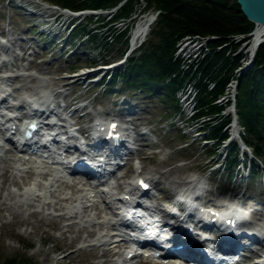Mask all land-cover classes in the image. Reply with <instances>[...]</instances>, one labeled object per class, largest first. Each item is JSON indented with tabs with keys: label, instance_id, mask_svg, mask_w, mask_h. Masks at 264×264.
<instances>
[{
	"label": "rangeland",
	"instance_id": "obj_1",
	"mask_svg": "<svg viewBox=\"0 0 264 264\" xmlns=\"http://www.w3.org/2000/svg\"><path fill=\"white\" fill-rule=\"evenodd\" d=\"M19 3H26V9L18 6ZM52 3H54L53 0H0V35L8 36L11 42H14L8 44L9 53L14 56L10 57V64L16 63L17 66H24L27 74L40 77L30 82L28 80L30 78L20 77V82L16 80L13 85L19 86L22 82L31 86L44 83V89L50 98H53L55 104L58 100L62 104L70 103L74 99L84 100L74 105L73 108L76 110L73 111L71 117L73 120L77 118L84 129H88L95 115L126 119L131 134L137 140L134 145L138 146V149L134 152L133 160L117 172V175L125 176L120 178L122 184L116 192L125 189L126 182L132 181L135 173L149 176L161 189L154 188L156 191L154 193L157 195L154 199L157 207L167 210L171 206L170 203H175L177 200L174 194L182 193L188 187L194 188L198 180H203V187L207 189V192H203L205 202L219 205L223 201H236L247 207L250 214L254 216L264 214V164L257 161L256 164L260 166L261 171L253 173L250 166L252 158L244 153L240 156L241 160H245L244 168L239 163L234 166L230 165L232 166L230 171L225 169V148L228 141L225 144H219V139L214 138L213 129L208 124L212 120L215 121L217 116L221 117V111L208 115L199 114L200 118L194 114L196 111L199 113L201 111L199 108L201 91L206 96L205 101L212 100L210 105L216 106L217 109L221 108L219 104L216 105L220 102L221 95L214 100L209 94L206 95L204 88L212 93L215 90L214 83L205 79L204 73L200 71L206 60L211 62L215 53L208 58H202L205 55H200L192 68L185 73L182 71V60H175V52L180 40L177 41L174 60L180 65L175 75L183 80V84L187 82L190 85L195 84L192 94L194 108L190 109V115L193 116L186 120L187 116L183 114L179 105L181 101L179 91L184 88L183 84V87L179 86L174 95L170 97L159 88L155 90L150 88L151 90L146 92V88L138 83L127 85L122 78L107 82V77L111 72L103 75V70H99V66L118 63L124 56H120V50H118V47H124L122 42L113 41V43L105 44V38L107 39L106 36L111 32V25L122 28V30L125 28L123 23L111 22L112 14L93 17L89 15L83 19L82 17L73 18L75 19L73 24L81 21L82 25L94 31L96 35L94 41L85 40V37H82L83 33L77 30L69 36L73 24L69 23L72 17L67 16L59 17L54 21L58 27L55 38L37 33V28L32 23H39L47 13L52 12L53 16L59 13L55 9H49V7H56ZM148 14L156 16L157 19L158 12L145 13V15ZM142 16L137 22L144 18ZM154 22L144 41L151 36L150 32ZM134 27L135 25L129 30L130 35ZM255 28H257L256 25ZM248 35L249 33L225 37L222 44H217L220 41L218 36H202L210 38L209 45L216 52L223 53L225 50L227 52L233 48L232 46H237L233 55L239 54L243 58L249 46V44L245 45ZM234 36H240L241 40L234 42ZM233 55L230 57L231 61L234 60ZM244 58L242 62L241 59L239 60L240 64L237 69L234 68L235 70L229 73L225 70L228 81L222 95L225 94L230 80L236 78L240 67L247 62ZM197 64L199 66L201 64L199 72H193L192 76L190 72ZM185 66L184 68L188 69V64ZM89 71L90 74H83L81 78L72 76V74ZM211 71L213 74L217 71V67ZM101 76L103 78L100 82H90ZM21 89L19 88L15 94L19 95ZM84 103L88 104L87 107L79 108ZM59 108V110L62 109L61 106ZM128 109H136L139 113L129 112ZM84 111L88 113L82 115ZM195 117L198 118L196 121ZM188 130L192 131L184 134ZM142 131H146L145 135L139 134ZM231 131L229 129V132ZM241 131L243 133L244 128ZM205 141L208 143L206 144ZM6 145L11 147V144ZM15 158L14 152H6L3 158H0V262L17 256L31 258L37 264H121L118 262L120 256H104L106 246H98L97 238H89L87 230L82 224H78L80 219L70 217L64 208L71 204V200L69 204L60 201L57 206L49 208L43 202L27 199L24 195L25 187L32 182L34 174L30 165H25L24 171L15 169ZM135 160L139 161L140 167H134L135 162L133 161ZM234 176L237 178H233ZM38 180L45 181L42 177ZM72 180L84 181L85 178L75 176ZM189 180L193 183L188 182ZM80 188L83 187H71L58 182L53 191H57L58 195L71 197L78 196ZM59 198L60 196L54 197L48 201L54 204L59 201ZM99 206L104 212L105 206L101 204ZM99 211L101 209L94 213ZM259 222L263 223L262 220ZM107 230L108 228H105L104 232ZM96 232H99L98 228ZM123 263L125 264V261ZM134 264L153 263L150 260L139 258Z\"/></svg>",
	"mask_w": 264,
	"mask_h": 264
},
{
	"label": "trees",
	"instance_id": "obj_2",
	"mask_svg": "<svg viewBox=\"0 0 264 264\" xmlns=\"http://www.w3.org/2000/svg\"><path fill=\"white\" fill-rule=\"evenodd\" d=\"M54 5L71 11L80 10H110L122 5L111 17V21L123 23L125 28L110 27V34L105 38V44L113 41L122 42L118 47L120 56L124 55L129 42V30L132 29L140 16L147 12H158L157 19L153 24L149 38L131 55L125 67L118 68V73L113 74L111 81L122 78L127 85L139 84L146 88V92L152 88H159L166 96H173L176 89L182 86L183 80L179 76L169 78L179 70V62L174 60V51L177 41L188 35L202 34L220 37L217 44H222L225 37L236 34L250 33L255 24L241 14L237 0H53ZM88 35L90 40H95L93 30L84 25L75 26L74 31ZM215 45V44H214ZM236 51L237 46H232ZM228 48V47H227ZM226 52V50H225ZM225 52H216L211 62L206 60L203 65V73L208 80L216 82L214 91L209 93L204 88L206 95L216 99L222 92L228 81L227 73L238 67L241 55L225 57ZM222 58V59H221ZM221 60V61H220ZM209 62V63H208ZM220 63V65H219ZM219 66V67H218ZM230 66V68H228ZM217 71L212 74V69ZM225 73V74H224ZM224 75V76H223ZM226 75V76H225ZM151 90V89H150ZM149 92V91H148ZM199 97L201 115H208L221 111L216 106L210 105L211 101H205L206 96ZM237 113L239 123L244 132L242 141L251 149L253 158L250 166L253 173L261 171L257 161L264 164V43L261 44L254 57V66L239 81L237 97ZM198 114V116H200ZM215 121L208 124L213 129L214 138L219 139V144L227 137L223 132L229 118L217 116ZM216 122V123H215ZM222 134V135H221ZM219 135H221L219 137ZM236 145L231 144L226 153V166L230 171V165L237 162L239 156L233 153ZM0 264H37L31 258H19L17 256L7 259Z\"/></svg>",
	"mask_w": 264,
	"mask_h": 264
},
{
	"label": "bare ground",
	"instance_id": "obj_3",
	"mask_svg": "<svg viewBox=\"0 0 264 264\" xmlns=\"http://www.w3.org/2000/svg\"><path fill=\"white\" fill-rule=\"evenodd\" d=\"M88 11H89V13L87 12L84 15H90V13L92 11H96V14L98 15V11L97 10H88ZM59 13L63 14V15H66L68 17H72V14H69V12L67 10H60ZM151 19H152V16H150L148 14V15H145V17L142 18L139 22H137L138 20L136 21L137 23H136V25H135V27H134V29L132 31V36H131V44L133 46L139 44V41L141 39H143L144 37H146V35L148 34L149 28L151 26ZM252 34H255V36H254L253 42H252V44L250 46V50L251 51L255 48L257 42H259L264 37V29L260 27L258 30L255 31V33H252ZM82 35H85V33H83ZM233 38H234L233 39L234 42H239L241 40L240 36H234ZM245 42H246L245 45H248V41H245ZM10 43L13 44L14 42H10L8 39H6L5 40V44H6L5 47H7L8 44H10ZM209 43H210L209 39H194V38H191V36H185L179 41V43L177 45V50L175 52V59H181L182 60V63H183L182 71L183 72L186 73L187 71H189L192 68V66L194 65V63L196 62V60L199 59L200 55H202V54L205 55L202 58H208V57H211V54L213 55V52H215V51L209 45ZM220 47L223 48L222 46H220ZM5 52H6V55L4 54L5 60H7V59L10 60L11 56H12V58L14 57L12 53H9V47L7 48V50ZM227 52H228L227 55H231L232 56L234 54L231 51V49L229 51H227ZM133 53L134 52H131V53L127 54L126 58H124L126 60V62L121 65L122 67H125L129 57L131 55L135 54V53L134 54ZM237 55L238 54L233 55V57H235ZM244 57H243L244 60L246 59V61H247L248 58H249L248 48L246 50V54H245ZM242 59H241V62H242ZM185 64H188V66H189L188 69H185L186 68ZM10 65H11V67L9 66V64H4V63H2L0 65V75L5 76V72L14 73V76H10V77H8V78H6L4 80H0V83H5V85L7 87H14L16 90H19V88H24V87L27 88V87H29V85L26 82H22L19 86H14L13 84L15 83L16 80L19 81L20 77H26L27 79L30 78V79H28L29 82L32 81V80H35L37 78H40V77L35 76L33 74H27L26 73L27 71H24V66H19L16 69H13V68H15V66H17V64L13 63V64H10ZM200 66H201V64H200ZM200 66H199V64H197L194 67V69L190 72L192 74V76H193V72H196V71L199 72ZM118 67H119V65L112 66V67H110L107 70H109L108 72H112V71L115 72V69L117 71ZM200 71L203 72V70H200ZM239 72H240V69L238 70V74H236L237 75L236 77L239 76ZM82 75L83 74H79L76 77L77 78H81ZM185 75H183V76H185ZM41 82H42V80H41ZM6 83H8V84H6ZM236 84H237V78H232L230 80V82H229V85H228L226 91H225V94L223 96L219 97V99H220V102L218 103L219 105H222V104L224 105V104H226L228 102L229 97L231 95H233L234 88H235ZM44 85H45L44 83H40L39 85H36L34 88H31L30 90L36 91V93L38 91H41V93H42L41 99L44 100V102L47 103V102H50L51 100L47 97L48 94H46V91L44 89ZM194 85H190L187 82L184 85V88L181 89V91L179 92V95L181 96L180 99L182 101L181 110H182L183 114H186V116L190 115V111L194 108V105H192V101H193L192 94H193V91H194ZM214 86H215V84H213V88H214ZM5 90H7V89H4V91ZM44 92H45V94H44ZM1 94H3V93H0L1 98H3L4 95H1ZM36 96L38 98L40 97L39 94L36 95ZM2 103L4 104L5 101L2 100ZM128 110L132 111V113L133 112H138L139 113V111L136 110V109H128ZM229 111L232 112L231 109H229ZM185 118H187V117H185ZM101 119L102 120H99V122H98L99 124L103 121V118H101ZM116 120L121 125V128L120 129L118 128L117 132L122 133V135H124L126 133L125 136L128 137L130 140L127 139V138L125 139L122 136H120L119 138H124L129 144L130 143L134 144V142H131V141L135 140V139H132L133 135H132V138H131L130 134L127 133V130H129V127L127 126V121L125 119H120V118H118ZM231 129H232L233 133H237L239 131V126L237 125V122H235V123L233 122V125H232ZM95 131L97 132L96 134H98V135H101L103 133V132H99L96 129H95ZM141 133L145 134L146 131H142ZM135 141H137V140H135ZM205 142H206V144L208 143L207 141H205ZM35 147H38V146H35ZM243 148H244L245 151H247L249 149V147H247V145L244 142H243ZM2 149H3V147L0 146V152L2 151ZM131 152H132V146L131 145H130V147L128 149L122 150L120 152H114L115 153L114 159H116L115 160V164L116 165L111 166V168H108V169H102V170H106V171H103V174L111 172V170H113L116 166L119 165V163H120L119 160H121L124 156L128 157L131 154ZM0 158H2V157H0ZM17 161H18V163H16L17 165H25L26 164L25 162L24 163L22 162L23 158H19ZM32 165H33V167L36 170H38V174L39 175L45 177V180H46L45 184L41 183V185L44 186V185L48 184L47 192H48V195L49 194L51 195L50 198H53V197L57 198L58 196L56 194V191L53 193V187L55 186V183L60 182V179L58 177L59 176L61 177V175L63 174L62 171H60V170L52 171V170L48 169L49 166H45V165H42V164L37 165L34 162H33ZM83 165H85V164H83ZM54 166H55V168H58V166H56V165H54ZM54 166H52V168ZM14 168L15 169H19L17 167H14ZM68 168L70 169V171L75 172V171H78L79 170L78 168H80V167H77V166L74 165V166H72V168L71 167H68ZM99 173H101V171H99ZM46 177H47V179H46ZM61 184H66V182L65 181L61 182ZM121 184L122 183L120 182L117 186L112 187L110 189V192H104V190L103 191L95 190V189H93L91 187H89L90 189H80L78 191L79 195L77 197L76 196H73V197L61 196L59 198L58 202H56L54 204H53V202H49V203H47V205L49 206V208H53V207L57 206L60 201L67 202V204H69L68 202H70V200H71V204H69L68 206H65L64 209L68 210L72 214H75L74 218L78 219V215L80 213L79 212L80 209L78 208V205H77L78 203L81 205V207H83L84 204L86 205L85 212H87L88 208H89V206H87V205H91V204L94 205L93 207L96 206L95 210H98L99 209L98 201L101 200L105 194L111 193L113 190L116 191V189H118L121 186ZM203 185H204V181L203 180H198L196 182V186L197 187L198 186L201 187L202 191L205 193V192H207V189L205 187H203ZM36 186H37V184L35 183V184H30L27 187V190L25 192V195H27L26 196L27 199H31V200L33 199L35 201H40L43 197H45V196H42L41 194H37L35 192L34 189L36 188ZM70 186L71 187H76V186H72V185H70ZM194 194H195V192H192L191 190L186 188L178 197H183L185 199V198H187L188 195H190L191 197H193V200H195V201L201 200V197L203 196V194L201 196H200V194H197V195H194ZM47 196H46V198H47ZM99 203H101V202H99ZM103 203H105V202L103 201ZM235 205L237 206L239 204H235ZM106 208L110 209V207L107 204H106ZM180 209H182V208H180ZM237 214H238V212H237ZM234 217H235V215H234ZM80 220H81L80 222L84 223L83 228L87 230L88 237L89 238H97V241L100 244V246H104V245L110 246V244H116L118 242V241H115L114 243H110V241L112 239L111 238L108 239L109 234H105V232H104L103 227H108V226L112 227V222H111L110 218L101 216V217H99V220H96L94 215L93 216L92 215H88V216H83ZM80 222L79 223L76 222V223L80 224ZM96 228H98L99 232H96ZM258 233L256 235H258ZM259 234H261V233H259ZM256 235L252 237V236H246V235H242L241 234L239 236L238 240L245 239L244 241H248L247 239H249V241H251V239H255ZM263 250H264V245L260 248L261 252H263ZM130 252L131 251H129L128 254H130ZM117 253H119L117 250L113 251L112 248H107L104 251V256H111L113 254L116 255ZM157 264H159V263H157Z\"/></svg>",
	"mask_w": 264,
	"mask_h": 264
},
{
	"label": "water",
	"instance_id": "obj_4",
	"mask_svg": "<svg viewBox=\"0 0 264 264\" xmlns=\"http://www.w3.org/2000/svg\"><path fill=\"white\" fill-rule=\"evenodd\" d=\"M237 4L240 7L241 14H243L246 17V19L253 22L255 25H260L264 28V0H237ZM121 5L122 3L112 11H116ZM155 20H156V16L152 17L151 23H153ZM262 42H264V39L256 44L254 50L251 53L250 60L247 62V64H245L243 68H241L240 73L245 74L248 70H250L254 66L255 51ZM122 63L123 61L117 63L116 65ZM238 88H239V84L237 85L236 89Z\"/></svg>",
	"mask_w": 264,
	"mask_h": 264
},
{
	"label": "built area",
	"instance_id": "obj_5",
	"mask_svg": "<svg viewBox=\"0 0 264 264\" xmlns=\"http://www.w3.org/2000/svg\"><path fill=\"white\" fill-rule=\"evenodd\" d=\"M253 33H255V32H253ZM188 36H191V38H194V39H210V38H207V37H204V36H202V35H199V34H195V35H188ZM251 41L250 40H248V44H249V46H248V53H249V56H250V54H251V52H250V45H251Z\"/></svg>",
	"mask_w": 264,
	"mask_h": 264
},
{
	"label": "snow or ice",
	"instance_id": "obj_6",
	"mask_svg": "<svg viewBox=\"0 0 264 264\" xmlns=\"http://www.w3.org/2000/svg\"><path fill=\"white\" fill-rule=\"evenodd\" d=\"M112 127L115 128V123L112 124ZM115 135L118 136V134H115ZM139 183H140L143 187H148V185H147L142 179L139 181Z\"/></svg>",
	"mask_w": 264,
	"mask_h": 264
}]
</instances>
